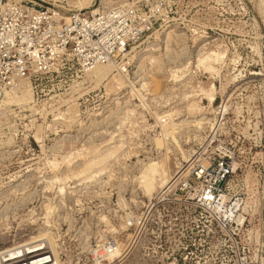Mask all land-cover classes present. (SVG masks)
Returning <instances> with one entry per match:
<instances>
[{"label": "rangeland", "instance_id": "374dc122", "mask_svg": "<svg viewBox=\"0 0 264 264\" xmlns=\"http://www.w3.org/2000/svg\"><path fill=\"white\" fill-rule=\"evenodd\" d=\"M65 2L104 58L1 90L0 264H264V0Z\"/></svg>", "mask_w": 264, "mask_h": 264}, {"label": "built area", "instance_id": "2783aa9c", "mask_svg": "<svg viewBox=\"0 0 264 264\" xmlns=\"http://www.w3.org/2000/svg\"><path fill=\"white\" fill-rule=\"evenodd\" d=\"M0 0V92L18 85L29 76L51 73L60 67L63 55L75 57L81 66L93 67L103 58L100 49V24L94 15L67 10L68 3L60 0ZM67 12V18L63 12ZM95 49L83 55L87 41ZM123 40H116L111 48H118ZM227 168L219 164L218 174L223 177ZM202 173L200 170L197 176ZM205 199L214 196L210 189Z\"/></svg>", "mask_w": 264, "mask_h": 264}, {"label": "bare ground", "instance_id": "6f19581e", "mask_svg": "<svg viewBox=\"0 0 264 264\" xmlns=\"http://www.w3.org/2000/svg\"><path fill=\"white\" fill-rule=\"evenodd\" d=\"M64 13V15H65V13H66V15H65V17L67 18V15H68V13L65 11V12H63ZM220 56V55H219ZM206 57V56H205ZM205 57H204V59H205ZM210 59V58H209ZM201 60V59H200ZM151 61H153V59L151 60ZM99 68H96V69H94L93 71H96V70H98ZM92 71V72H93ZM119 76V75H118ZM14 88V87H13ZM12 88V89H13ZM134 90V89H133ZM135 91V90H134ZM136 93V92H135ZM5 94L8 96V94H9V92L8 91H6L5 92ZM26 94V93H25ZM23 95V96H26V95ZM10 95V94H9ZM139 96H141V95H139ZM13 97V96H12ZM22 97V96H21ZM9 98V97H8ZM26 100H28L29 98H25ZM24 101V100H23ZM5 102H6V100H5ZM164 133V132H163ZM160 177H159V179L160 180H163L164 178H163V175H165L166 176V174H164V170H163V173L161 174L160 173ZM63 188V187H62ZM59 191V190H58ZM50 236V235H49ZM39 238V237H38ZM38 238H35V240H37ZM51 238V237H50ZM34 239V238H33ZM52 239V238H51ZM34 240H32V242H33ZM36 242V241H35ZM48 242V241H47ZM52 244V243H51ZM32 245H34V244H32ZM50 245V244H49ZM40 247H39V244H35L34 246H32L29 250L28 249H25V250H23V252L21 253V255H17V253H15V252H11V253H8V255L7 254H5L4 256H3V258H2V261H3V263L4 264H47L48 262H51V260H50V258H49V256H47V254L46 255H44V251H41V249L42 248H40V250H38ZM55 255V254H54ZM55 259H56V257H55ZM54 260V259H53ZM57 261V260H56ZM57 263V262H56ZM51 264H52V262H51ZM54 264H55V262H54ZM58 264V263H57Z\"/></svg>", "mask_w": 264, "mask_h": 264}]
</instances>
